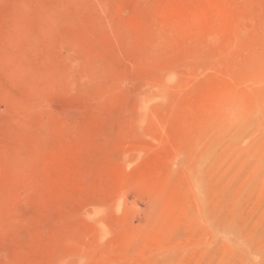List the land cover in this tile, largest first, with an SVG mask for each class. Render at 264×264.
Wrapping results in <instances>:
<instances>
[{"label":"rangeland","instance_id":"374dc122","mask_svg":"<svg viewBox=\"0 0 264 264\" xmlns=\"http://www.w3.org/2000/svg\"><path fill=\"white\" fill-rule=\"evenodd\" d=\"M0 264H264V0H0Z\"/></svg>","mask_w":264,"mask_h":264}]
</instances>
